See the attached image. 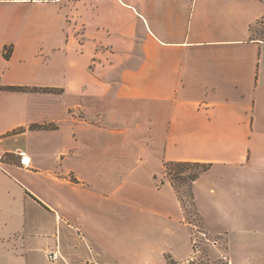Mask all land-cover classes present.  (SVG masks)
Returning <instances> with one entry per match:
<instances>
[{
    "label": "crops",
    "instance_id": "0c3cea01",
    "mask_svg": "<svg viewBox=\"0 0 264 264\" xmlns=\"http://www.w3.org/2000/svg\"><path fill=\"white\" fill-rule=\"evenodd\" d=\"M262 25L264 0H0V264H34L37 215L120 264L117 240L141 264L189 259L166 162L210 165L203 224L229 264H264Z\"/></svg>",
    "mask_w": 264,
    "mask_h": 264
},
{
    "label": "rangeland",
    "instance_id": "374dc122",
    "mask_svg": "<svg viewBox=\"0 0 264 264\" xmlns=\"http://www.w3.org/2000/svg\"><path fill=\"white\" fill-rule=\"evenodd\" d=\"M258 27L259 29H263L264 25ZM264 31V30H263ZM204 167H190V166H175L171 169L169 176L166 175V178L170 179L176 190L178 191L182 201L184 202V210H185V219L186 222L190 223L193 228L192 231V243L194 251L191 257L185 261H178V263L174 264H229L227 259L226 252V240L225 237L220 235L217 231H210L203 224V219L200 216L199 212L196 210L195 205L193 204L191 197V174L196 170H202ZM37 223L41 222V226H32V222H30L29 229L34 235L37 234V238L29 240V246L33 248V252L30 260L34 264H55L57 261L60 263V260L63 259L62 254L60 252L61 249H58L61 258L57 261L50 262L48 261L47 256L45 254L49 251H52L53 248L46 249L43 252L42 241L47 238L51 239L53 243L55 238L52 237L53 233H57L58 238L56 239L57 245L62 246L64 252L66 254L67 264L75 263V264H120L110 257H108L102 251H108V249L104 248L102 244L93 245L91 243H87L75 236L76 232L74 230H67L63 225L51 223L48 217H39L36 216ZM46 223V224H45ZM38 233H41L38 235ZM111 246L112 254L114 255L116 250L120 247L122 259L124 262L128 264H141L139 257L136 255L139 251L136 249H127L124 241L117 240ZM97 248V249H96ZM110 253V254H111ZM110 256V255H109ZM160 257V254L157 255ZM169 256V253L166 254V257ZM62 260V261H66ZM160 260V259H159ZM156 264H165L162 261H158L156 258Z\"/></svg>",
    "mask_w": 264,
    "mask_h": 264
},
{
    "label": "trees",
    "instance_id": "16d2710c",
    "mask_svg": "<svg viewBox=\"0 0 264 264\" xmlns=\"http://www.w3.org/2000/svg\"><path fill=\"white\" fill-rule=\"evenodd\" d=\"M11 52H12V49L11 48H8L6 49L5 51V57L6 58H10L11 56ZM11 90H20V91H23V90H38V91H44V92H53V93H60L62 92L61 89H58V88H32V89H29V88H25V87H10ZM48 126L46 125H39V124H36V125H32L31 126V129H47ZM165 166V173L166 175L169 176L168 173H170L171 169L175 166H190V167H195L198 169V167H204L201 171L200 170H195L191 176H190V179H191V185L192 183L203 173L207 172L209 169H210V165L209 164H206V163H199V162H166L164 164ZM170 180V179H169ZM171 181V180H170ZM162 182V181H160ZM172 185L174 186L173 182L171 181ZM167 261H168V264H174V263H178V261H175L174 259H172L170 256L166 257Z\"/></svg>",
    "mask_w": 264,
    "mask_h": 264
},
{
    "label": "built area",
    "instance_id": "2783aa9c",
    "mask_svg": "<svg viewBox=\"0 0 264 264\" xmlns=\"http://www.w3.org/2000/svg\"><path fill=\"white\" fill-rule=\"evenodd\" d=\"M19 157L21 166L28 167L30 165V160L24 152H20ZM46 256L50 262L57 261L61 258V254L58 249L49 251Z\"/></svg>",
    "mask_w": 264,
    "mask_h": 264
}]
</instances>
